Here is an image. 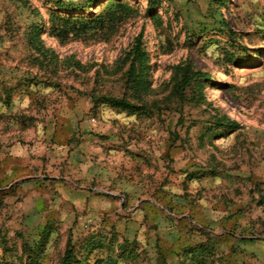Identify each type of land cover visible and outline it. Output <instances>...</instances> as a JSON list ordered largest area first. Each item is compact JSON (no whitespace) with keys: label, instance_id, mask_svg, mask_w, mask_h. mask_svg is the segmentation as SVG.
<instances>
[{"label":"rangeland","instance_id":"374dc122","mask_svg":"<svg viewBox=\"0 0 264 264\" xmlns=\"http://www.w3.org/2000/svg\"><path fill=\"white\" fill-rule=\"evenodd\" d=\"M0 264H264V0H0Z\"/></svg>","mask_w":264,"mask_h":264},{"label":"trees","instance_id":"16d2710c","mask_svg":"<svg viewBox=\"0 0 264 264\" xmlns=\"http://www.w3.org/2000/svg\"><path fill=\"white\" fill-rule=\"evenodd\" d=\"M137 53V56H140L142 54V51L138 49V51L136 52ZM133 70L134 68H131L130 70V75L133 74ZM182 89L185 90L186 87L188 86L187 84V78L185 76V78L183 79V82H182ZM110 103H112L114 106H117V107H123V108H126L129 106V103L123 99H115V98H111V99H107Z\"/></svg>","mask_w":264,"mask_h":264},{"label":"bare ground","instance_id":"6f19581e","mask_svg":"<svg viewBox=\"0 0 264 264\" xmlns=\"http://www.w3.org/2000/svg\"><path fill=\"white\" fill-rule=\"evenodd\" d=\"M219 80V79H218ZM215 82V81H214ZM216 84V83H215Z\"/></svg>","mask_w":264,"mask_h":264}]
</instances>
